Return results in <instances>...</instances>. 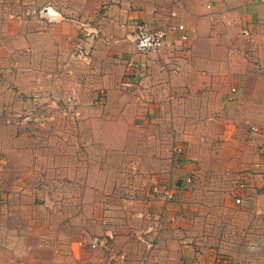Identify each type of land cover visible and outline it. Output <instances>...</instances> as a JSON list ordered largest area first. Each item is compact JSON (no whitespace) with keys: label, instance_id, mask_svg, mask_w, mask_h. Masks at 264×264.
Instances as JSON below:
<instances>
[{"label":"rangeland","instance_id":"rangeland-1","mask_svg":"<svg viewBox=\"0 0 264 264\" xmlns=\"http://www.w3.org/2000/svg\"><path fill=\"white\" fill-rule=\"evenodd\" d=\"M10 3H35L40 18L8 43L0 29V181L16 184L15 210L45 215L47 222L22 224L30 240L36 226L74 239L99 236L105 212L132 224L138 208L160 196L155 185H164L174 191L170 201L186 217L188 236L219 250V263L264 264L263 125L202 122L205 109L188 92L185 101L159 107L154 119L151 93L138 90L141 81L131 80L129 63L116 54L135 51L136 29H126L125 39L108 19L109 0ZM46 3L66 17H41ZM83 21L96 32L87 33ZM180 67L194 68L195 60ZM218 110L228 113L226 105Z\"/></svg>","mask_w":264,"mask_h":264},{"label":"crops","instance_id":"crops-1","mask_svg":"<svg viewBox=\"0 0 264 264\" xmlns=\"http://www.w3.org/2000/svg\"><path fill=\"white\" fill-rule=\"evenodd\" d=\"M13 8L10 0H0V29L6 43L21 27L39 25L40 21L34 13L35 3ZM12 11H18L20 17ZM106 12L126 34L125 39L131 35L126 29H136L142 21L166 30L160 51L133 48L130 54L116 52L118 59L129 63L131 80L141 81L136 84L138 90L151 93L150 106L158 111L154 119H160L159 107L185 101L183 92H188L201 110L205 109L202 122L238 118L264 127V0H109ZM179 23H184L189 33L186 39L175 26ZM188 57L195 60V67H180ZM166 61H171L173 68H168ZM225 105L226 115L218 110ZM206 108L211 109L210 114ZM257 133L264 141V129ZM260 163L259 167H264V157ZM2 182L0 264H221L216 254L219 250L191 240L186 217L174 211V200L164 196L153 195L145 210L140 206L132 224L114 220L105 212L99 236L74 239L53 226H36L31 241L25 222L40 223L45 215L15 210L11 187L16 184L10 187ZM256 182L254 179L253 186ZM44 202L37 203L42 206ZM57 214L52 212V218Z\"/></svg>","mask_w":264,"mask_h":264},{"label":"built area","instance_id":"built-area-1","mask_svg":"<svg viewBox=\"0 0 264 264\" xmlns=\"http://www.w3.org/2000/svg\"><path fill=\"white\" fill-rule=\"evenodd\" d=\"M39 14L41 17L48 19V20H58L63 19L66 16L64 15L63 11H61L56 6L52 5L51 3H46L39 8ZM83 26L88 29L87 33L96 32V27L90 24L89 22L83 21ZM178 29L182 30L181 37L186 39L189 35L184 23H179L175 25ZM166 30L163 28H156L149 25L147 22L142 21L137 24L136 32L134 34V41L136 48L141 52L146 51H157L159 50L166 38ZM233 91L235 88L232 89ZM261 154L264 157V146L261 149ZM246 183H242L241 187H246ZM154 192L157 195L164 196L166 198L172 199L174 196V191L170 190L169 188L162 186V185H155ZM243 197L237 196L236 202H242ZM95 245V244H94Z\"/></svg>","mask_w":264,"mask_h":264}]
</instances>
